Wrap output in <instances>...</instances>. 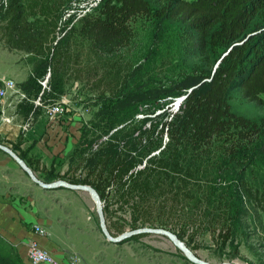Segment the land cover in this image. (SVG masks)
<instances>
[{
	"label": "trees",
	"instance_id": "obj_1",
	"mask_svg": "<svg viewBox=\"0 0 264 264\" xmlns=\"http://www.w3.org/2000/svg\"><path fill=\"white\" fill-rule=\"evenodd\" d=\"M70 1L5 0L0 6V30L8 48L33 57L32 73L20 85L28 96H39L40 81L50 72V91L44 96L49 102L60 101L72 80L87 82L100 101L90 128L81 130L76 151H82L74 162L71 157L66 173L19 157L32 171L45 174L46 183L64 180L93 187L107 222L113 202L129 210L131 231L149 226L170 230L190 248L205 230L217 234L223 251L235 238H247L253 205L262 210L256 219L264 230V175L258 184L247 177L249 171L264 173V119L238 116L229 103L238 86L245 99L264 105V37L253 46L246 41L264 14V0H102L57 41L58 22ZM143 18L162 27L178 25L170 43L179 46L185 75L178 77L177 67L162 61L159 51L153 50L156 59L144 55V48L135 52V29ZM168 45L165 54L171 55ZM158 67L172 77L158 79ZM206 83V89L199 88ZM182 97L179 112L153 122L152 116L163 109L160 101ZM145 104L153 108H138ZM32 111L26 102L16 113L28 118ZM41 113L37 109L33 118ZM139 115L143 119H136ZM112 132L107 141L97 142ZM23 141L20 136L13 150L20 151ZM108 230L116 237L127 226L114 222ZM0 264H26L1 237Z\"/></svg>",
	"mask_w": 264,
	"mask_h": 264
},
{
	"label": "rangeland",
	"instance_id": "obj_2",
	"mask_svg": "<svg viewBox=\"0 0 264 264\" xmlns=\"http://www.w3.org/2000/svg\"><path fill=\"white\" fill-rule=\"evenodd\" d=\"M4 1L5 0H0V6L5 5ZM94 1L96 0H71L64 9L62 18L58 22V36L63 39L66 37L63 33V26L65 25L64 18L69 11H72L76 6L82 3H88V7H90V3ZM187 1L191 2L194 0ZM100 3L97 7L93 8L92 11L100 7ZM1 21L2 15L0 14V25L2 24ZM168 23L167 26L162 27L160 24H155L154 21L146 18L139 20L135 29V52L138 51V49L141 51L142 48H144V55L148 56L150 59H156L157 53L155 51H159L161 55L158 57H161L162 61H172L177 67L176 74H179L178 77H182V74L185 75L186 73H184L183 70V59H181L182 55L178 49L179 46L177 43H170L174 41V38L177 37V33H179L180 30L178 29L177 24L171 22ZM165 27H168V29L164 30ZM263 37L264 14L256 20L246 41L248 40L249 44L253 46L254 44H259ZM171 44H174L173 48L171 47ZM165 45H168L169 48H171V55L165 54ZM127 50H125V52ZM173 53H176V55L178 53L179 57L173 55ZM32 60L33 57L31 54L24 51L9 49L4 41L3 31L0 30V65L5 68V71H10L14 68L18 71V75L21 76L22 73L26 72V68H30L31 71ZM202 60L203 59L201 58L199 61H196L197 65L201 64ZM92 65L94 66L95 63L93 62ZM154 74L158 75L155 76L162 80H165V76L172 77L160 70L159 67L156 68ZM20 76L18 77L20 78ZM10 79L14 80L19 87L22 84L17 78ZM199 85L200 84L197 86ZM199 88L202 90L206 89L207 83ZM98 96L97 92L93 91L91 85L87 82L85 83V81L80 82L76 80L70 81L66 89V94L63 96L66 100L70 101L69 107L65 110V116L58 118V121L52 124L58 125L60 124V121L64 122V129H60L61 133L63 132L64 134L69 132L67 129L71 126H73V132L76 131V129L77 131L80 130V132L83 128L89 129L90 121L94 119V115L100 109V106L98 105L100 102ZM262 99L264 100V96H262ZM169 100V98H166L160 101V107L163 109L156 111L157 117L154 115L152 116L153 122L161 120L165 121L170 112H179L180 106L183 104L184 100H182L183 102L178 99L172 102ZM229 103L232 112L238 116L256 122H260L264 119V105H258L245 99L238 86L233 87L231 90L229 94ZM138 108H153V106L145 104L139 105ZM45 115H42V117ZM37 118V120H39L40 116ZM141 118L143 119V116L141 115L136 117V119ZM35 121L34 118L32 121H28V118H18L16 116L14 119V122L19 123L20 125L29 122L30 126ZM147 128L148 127L146 126L143 130L145 131ZM112 134L113 132L106 135V137H110ZM72 136L74 137L75 134ZM81 136L82 132L80 133V139ZM102 140H104V137L101 136L100 140L97 142L102 143ZM261 144L264 147V141H261ZM81 151L82 149H79V152L75 149L74 152L77 155H73V162L80 155ZM63 154L66 155V151H64ZM65 155H60L58 159H54V169L57 173L59 172L62 175L69 170L72 161L71 157ZM249 173H247V177L251 183L258 184L261 182L260 180L263 179L264 173L262 172L256 171V173L253 174L249 171ZM81 174H83L81 171L77 172L78 176ZM38 177L44 181L46 179V175L43 173ZM11 186L16 185L12 184L10 187ZM10 187L7 186L1 188L0 194H8L12 199L35 209L43 218H49L48 220H50V225L54 231L58 233V235L60 234L64 237H68V242L73 244V249L69 250H72L73 252L76 247L75 251L77 253L73 252L74 255L70 258L76 259L77 264H191L171 240L159 235L145 234L140 238L131 240L123 245L109 243L101 232L95 203L86 192L69 190L44 191L34 185H23L19 190H17L16 187V189L12 190ZM111 212H113V217L107 222V226H112L114 222H118L127 226L126 231L131 230L128 226L131 224L129 210H120L118 205L113 202V205H111ZM259 213H262L260 207L255 205L250 207V219L246 221V233L248 236L247 238H241V236L235 238L231 247H227L225 250L221 251V242L218 241L217 234L214 236L210 232L204 230L203 232L198 233L199 235H196L197 237H195L197 247L193 244L190 249L200 259L213 264L232 261L242 264H264V247H260V245H264V230H262L261 227H258V221L256 219L258 216L257 214ZM177 222L180 226L183 223V219ZM175 223L176 222L173 220V224ZM190 233H192L191 230Z\"/></svg>",
	"mask_w": 264,
	"mask_h": 264
},
{
	"label": "crops",
	"instance_id": "obj_3",
	"mask_svg": "<svg viewBox=\"0 0 264 264\" xmlns=\"http://www.w3.org/2000/svg\"><path fill=\"white\" fill-rule=\"evenodd\" d=\"M30 73H32V68L31 71L30 68H26V72L20 76L16 69L12 68L10 71H5V68L0 65V80L17 78L20 83H23ZM42 115L45 114L42 112L39 115V120H37L38 118L34 119L36 121L29 126L27 131H23L19 123L6 124L0 120V140H5L3 144L13 150L14 144L22 136L24 141L20 151H13L18 156L21 153L24 157L39 160L42 168L50 169L54 165V159H58L60 155H65L63 154L64 151L68 157L74 155L81 132L77 129L73 132L74 129L71 126L67 129L69 132L61 133L60 129H64V122L60 121L58 125L51 124L45 117L46 115L44 116L46 119ZM16 117L22 118L18 113ZM70 134H75V136ZM34 174L44 181L38 177L41 171H36ZM12 184L16 186L10 187ZM23 185L36 186L12 158L0 151V189L8 186L12 190L16 188L19 190ZM48 219L39 215L35 209L12 199L8 194H0V237L18 251L26 264H29L27 259L28 248L33 241L50 251L60 264H70V257L74 255L73 252H76V247L73 252L69 250L73 249V244L68 242V237L58 235L51 227ZM36 225L45 229L48 235L43 237L36 234L34 231Z\"/></svg>",
	"mask_w": 264,
	"mask_h": 264
},
{
	"label": "built area",
	"instance_id": "obj_4",
	"mask_svg": "<svg viewBox=\"0 0 264 264\" xmlns=\"http://www.w3.org/2000/svg\"><path fill=\"white\" fill-rule=\"evenodd\" d=\"M100 2L101 0L91 2L89 5L90 7H88V3H82L76 6L72 11H69L64 18V22L67 23L70 19H72V22L63 33L66 34L80 19L91 13L92 9L97 7ZM60 39L61 37L58 36L57 41ZM50 77L51 74L48 72L45 78L40 81L42 91L36 98L28 96L14 80H0V120L5 123L14 122L19 105L26 102L33 105V111L29 115L28 121L33 120L34 113L37 109L43 111V113L45 112L51 124L57 122L58 118L65 116V110L69 107V100H66L65 97H62L61 101L57 102H49L44 99L45 92L50 91ZM29 126V122L20 125L23 131H27ZM105 140H108V137H104L102 142ZM97 149L98 145H95L94 150ZM34 231L36 234L43 237L48 235V232L38 225L34 227ZM27 259L29 264H60L50 251L41 247L36 241L30 243ZM70 264H77L76 259L71 258Z\"/></svg>",
	"mask_w": 264,
	"mask_h": 264
},
{
	"label": "water",
	"instance_id": "obj_5",
	"mask_svg": "<svg viewBox=\"0 0 264 264\" xmlns=\"http://www.w3.org/2000/svg\"><path fill=\"white\" fill-rule=\"evenodd\" d=\"M242 44V43H241ZM230 50L227 52L229 53ZM225 53L224 56L227 54ZM185 97L180 98L181 102L184 100ZM0 151L4 152L7 154L10 158H12L18 166L27 174V176L30 178V180L38 187L45 191H57V190H69V191H81V192H86L90 195L91 199L95 203L96 206V211L99 217V224H100V229L101 232L104 236V238L111 244L114 245H123L125 243H128L129 241L132 240L134 236H139V235H145V234H152V235H159L162 237H165L173 242V244L178 248L185 256V258L191 263V264H213L207 261H204L200 259L184 242H182L178 236L173 233L170 230H166L163 228H150V227H145V228H140L137 230L133 231H126L123 234L114 237L108 230L107 226V220L106 216L104 214V209H103V204L100 199V196L98 192L91 186L88 185H75V184H70L64 180H57L55 182L51 183H46L34 174L32 169L27 165V163L21 159L11 148L0 144ZM220 264H242L239 262H223Z\"/></svg>",
	"mask_w": 264,
	"mask_h": 264
}]
</instances>
